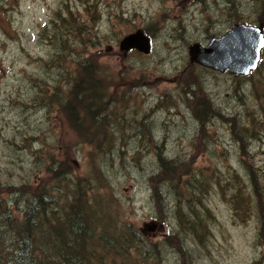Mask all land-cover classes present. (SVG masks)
I'll return each mask as SVG.
<instances>
[{
  "label": "rangeland",
  "instance_id": "rangeland-1",
  "mask_svg": "<svg viewBox=\"0 0 264 264\" xmlns=\"http://www.w3.org/2000/svg\"><path fill=\"white\" fill-rule=\"evenodd\" d=\"M239 22L264 27L263 0H0V199L10 214L20 218L28 191L5 185L43 181L52 154L100 225L94 241L103 232L115 245L112 226L156 222L146 237L161 242L159 264H264V48L247 76L191 64L187 52ZM138 28L151 51L124 54L119 40ZM82 64L102 82L96 123L50 103ZM157 154L182 163L159 199ZM192 202L193 227L191 213L178 219ZM99 251L93 264L133 255Z\"/></svg>",
  "mask_w": 264,
  "mask_h": 264
},
{
  "label": "trees",
  "instance_id": "trees-1",
  "mask_svg": "<svg viewBox=\"0 0 264 264\" xmlns=\"http://www.w3.org/2000/svg\"><path fill=\"white\" fill-rule=\"evenodd\" d=\"M82 66L81 69L77 66L81 76L73 78L67 90L62 91L61 85L52 88L50 103L53 107L63 106L70 120L82 117L96 123L102 82L94 76L92 68L84 67L83 64ZM194 100L195 97L192 96L189 102ZM203 123L201 120V125ZM47 157L49 158L45 170L47 176L43 181L35 180L31 185L25 182L22 186L5 185L9 189L8 194H18L23 189L28 192L27 195L21 193V198L24 196L25 201L22 209L15 204L20 218L12 216L5 202L0 199V264H93L92 260L96 253L104 254L99 249L107 252L110 248L115 250L129 248L133 251L132 257L125 253L126 258L122 264H159L157 258L161 242L152 243L146 237L147 233L129 224L121 228L111 227V231H114L112 233L115 234L113 237L119 240L115 245L107 236H102L103 232L101 240L94 241L93 237L100 225L97 224L98 221L92 224L90 216H86L87 204L83 200L84 195L77 187L70 186L69 176L64 169L65 161L52 154ZM157 158L160 170L151 177L155 179L153 187L156 198L159 199L162 181L182 171V163L175 159H164L161 154H157ZM55 189L59 190L57 205L55 209L52 208L51 216L48 218L49 206L55 202L52 198L55 196ZM67 196L71 199L70 203L64 202V208L60 212L58 200H65ZM188 213L194 217L191 220V227L202 223L194 202L190 205V210H180L178 219L182 221ZM44 215L47 216V220L43 218ZM174 242L180 243L179 247L182 245L179 239ZM112 264H115V261H112Z\"/></svg>",
  "mask_w": 264,
  "mask_h": 264
},
{
  "label": "water",
  "instance_id": "water-1",
  "mask_svg": "<svg viewBox=\"0 0 264 264\" xmlns=\"http://www.w3.org/2000/svg\"><path fill=\"white\" fill-rule=\"evenodd\" d=\"M118 45L124 54L133 49L144 54L151 50L150 38L141 28L124 35ZM263 47V24L239 22L232 23L226 32L211 38L206 45L199 42L191 43L187 47V52L191 64L220 73L247 76L257 68ZM155 227L156 222H152L142 231L144 233L154 231Z\"/></svg>",
  "mask_w": 264,
  "mask_h": 264
},
{
  "label": "bare ground",
  "instance_id": "bare-ground-1",
  "mask_svg": "<svg viewBox=\"0 0 264 264\" xmlns=\"http://www.w3.org/2000/svg\"><path fill=\"white\" fill-rule=\"evenodd\" d=\"M224 3V2H223ZM227 4V3H226ZM229 4H230V2H229ZM229 6V5H228ZM234 8V7H233ZM92 23V22H91ZM51 112V111H50ZM230 121V120H229ZM40 151V150H39ZM39 151H38V153H39ZM35 152H37V151H35ZM35 156V155H34ZM21 184H23V183H21ZM7 185V184H6ZM11 185V184H10ZM56 194V193H55Z\"/></svg>",
  "mask_w": 264,
  "mask_h": 264
}]
</instances>
